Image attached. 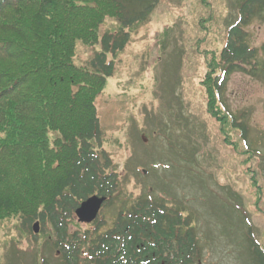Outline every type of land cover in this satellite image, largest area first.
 Listing matches in <instances>:
<instances>
[{"label":"trees","instance_id":"16d2710c","mask_svg":"<svg viewBox=\"0 0 264 264\" xmlns=\"http://www.w3.org/2000/svg\"><path fill=\"white\" fill-rule=\"evenodd\" d=\"M158 3L0 0V221L17 218L31 233L36 221L50 226L61 264H197L204 256L194 219L164 201L139 199L108 230L99 231V223L92 237L69 226L83 201L100 196L105 206L117 191L118 175L109 171L112 159L100 143L96 100L115 70L107 53L123 50L127 27L144 21ZM262 13L264 0H242L202 81L208 112L235 151L232 131L240 132L242 152L250 154L245 163L251 159L247 125L224 109L221 94L231 73L257 69L246 28ZM107 18L120 28L101 36ZM100 41L93 69L73 62L78 43ZM250 251L255 264H264L257 241L250 240Z\"/></svg>","mask_w":264,"mask_h":264},{"label":"rangeland","instance_id":"374dc122","mask_svg":"<svg viewBox=\"0 0 264 264\" xmlns=\"http://www.w3.org/2000/svg\"><path fill=\"white\" fill-rule=\"evenodd\" d=\"M240 3L159 0L144 21L127 27L125 48L107 53L115 70L96 106L100 143L118 188L95 222L75 215L72 232L92 237L99 223L106 231L120 212L148 198L194 219L204 248L197 264H255L250 240L264 250V13L246 28L257 69L231 73L221 94L224 109L247 125L250 163L244 162L250 154L242 152L247 147L240 132L232 131L237 151L224 142L202 84L208 59L219 55L238 20ZM119 28L116 18H107L100 34ZM102 49L101 41L78 43L73 62L93 69ZM39 232L24 229L17 218L0 221V264H61L52 228L40 224Z\"/></svg>","mask_w":264,"mask_h":264},{"label":"water","instance_id":"95a60500","mask_svg":"<svg viewBox=\"0 0 264 264\" xmlns=\"http://www.w3.org/2000/svg\"><path fill=\"white\" fill-rule=\"evenodd\" d=\"M105 201L106 198L100 196H93L83 201L76 209V216L78 217V220L83 223H90L94 221L98 217ZM38 227L39 222H36L34 225L35 233L39 232Z\"/></svg>","mask_w":264,"mask_h":264}]
</instances>
